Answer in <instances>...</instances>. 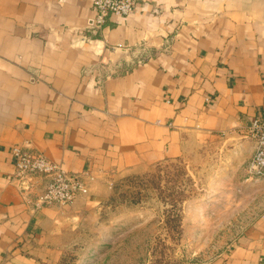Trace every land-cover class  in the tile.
<instances>
[{
	"label": "crops",
	"instance_id": "obj_1",
	"mask_svg": "<svg viewBox=\"0 0 264 264\" xmlns=\"http://www.w3.org/2000/svg\"><path fill=\"white\" fill-rule=\"evenodd\" d=\"M134 1L97 26L92 0H0V264H57L111 178L207 143L230 154L241 190L263 192L246 128L264 115V0ZM15 145L81 173L87 193L35 208L48 177L18 179ZM256 202L195 264H264Z\"/></svg>",
	"mask_w": 264,
	"mask_h": 264
},
{
	"label": "rangeland",
	"instance_id": "obj_2",
	"mask_svg": "<svg viewBox=\"0 0 264 264\" xmlns=\"http://www.w3.org/2000/svg\"><path fill=\"white\" fill-rule=\"evenodd\" d=\"M230 161L207 143L111 178L109 194L65 238L57 264L208 262L242 231L256 201L264 207V188L241 190L226 171Z\"/></svg>",
	"mask_w": 264,
	"mask_h": 264
},
{
	"label": "built area",
	"instance_id": "obj_3",
	"mask_svg": "<svg viewBox=\"0 0 264 264\" xmlns=\"http://www.w3.org/2000/svg\"><path fill=\"white\" fill-rule=\"evenodd\" d=\"M135 4L134 0H92L96 14L91 21L98 26L108 16H127L134 11ZM246 134L255 142L246 169L250 175L264 178V115L250 118ZM11 152L18 179L23 180L32 175L48 177L45 189L33 201L35 208L64 205L72 202L77 195L87 193V185L81 173L67 172L60 164L49 160L41 152L29 151L18 145L13 146Z\"/></svg>",
	"mask_w": 264,
	"mask_h": 264
}]
</instances>
